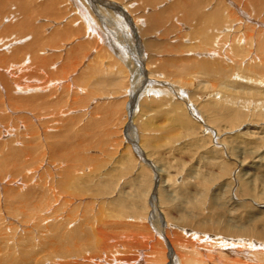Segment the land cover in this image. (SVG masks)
<instances>
[{
    "label": "rangeland",
    "instance_id": "obj_1",
    "mask_svg": "<svg viewBox=\"0 0 264 264\" xmlns=\"http://www.w3.org/2000/svg\"><path fill=\"white\" fill-rule=\"evenodd\" d=\"M27 1L34 10L39 11L41 8H48V10L41 15L37 13L27 17L32 29L36 30L34 33L36 37H33L34 34L30 36L26 28L22 26L27 10ZM100 1L101 11L111 13V10H109L110 8H106L102 5V3L106 4V2L114 3L117 7L121 8V11L117 13L116 16L118 25L111 28L112 33L118 35V30H122L124 33L130 32V30L133 32L132 29L135 32L137 31V35L150 45L151 50L147 52L143 47L142 50H140L141 52L135 53V57L137 56L136 59L140 61V65L144 64L141 66L143 69L146 67L149 71H158L160 74L166 72L163 75V80L166 81V78L168 82L170 80L169 86H167L168 84L162 82V84L158 82L155 83L154 81L153 83L159 84L160 88H166L165 90L161 88L162 91H164L163 93H161V90H153L155 93L146 94L144 91H138L135 96L131 97L127 94H124V96H120L121 94L115 95L113 93L116 92L113 91V88L110 87V85L108 86V77H102V75L96 74L94 69L96 65H100L98 67L102 69L107 62L111 65L113 63V68L116 64V62L113 61L117 60V58L110 55L111 58L108 57L107 59L105 58L107 55L103 54L105 55L104 57L96 53H91V51L87 55L88 60L82 62L80 66H77L78 73L72 76L71 88L66 90L55 87L58 89L56 92V89L53 87V90L49 89L40 92V95L42 93L44 96L49 95L45 99V101L49 103V110L52 107L54 108L55 105L67 102V109L71 111H69L67 115L58 116V124L55 125V127H57L56 130L52 132L47 131V126L52 125V123L46 113L42 114L43 112H40L41 114L34 116L30 110L29 112L27 111L28 109L25 105H20L22 108H20L21 110L19 109L11 113L12 115L9 114V117L6 116V119L0 120V127L3 124H11L9 130L13 131L4 133L6 135H4L2 140L8 145L9 143H12L14 146L16 144L15 151H18L19 147L20 150L24 149L23 145L20 143H22V140L25 138L27 132L26 126H29V129L32 127V130L27 129L32 134L33 132H40L42 130V133H44V135L41 133L43 137L40 136L38 137L39 139H37L46 140L47 143L58 142L63 139L68 146H71L78 139L80 140V138L84 139L81 145L87 143L88 145L95 146L101 143L100 148L95 146L94 148H90V151L87 150L90 152L89 154L86 151V156L92 158V163L89 162L91 166L89 165V168L85 169L83 172L90 171L91 177H97L99 175L98 172L102 168L106 170L110 168L117 170L116 173L119 174L114 176L113 180L115 179L119 181V183L121 181L120 185L126 187L124 194L128 196V193H137V196L134 195L133 201H128L129 204L127 203L129 207H131L130 209L135 211L134 213L137 212V219L130 221L133 226L131 225V227L125 228L126 232L130 233L129 239L131 240L132 238L131 241L135 244L139 243V237H146V235L148 236V234H151L150 236L153 239L151 237L148 238L147 243L148 245H152L153 243H157V241L161 242L162 245L160 244V247L165 250L163 264H180L178 257L175 256L177 255V251L172 249L171 243L169 245L167 244L169 241L168 237L171 240L173 238V232L175 230L178 231L177 227L170 229L171 225H174L172 224L173 221H175L173 219L175 218L176 222H179V214L183 213V216L193 214L194 216L196 211L200 213L201 216H195L191 224L190 232L196 231V233L200 235L201 231H208L207 234L212 232L211 234L215 237L234 242V240H240L237 239L238 229L243 227L245 231L249 229L247 231L248 234L244 235L243 238H252L248 240L247 243H254L256 245L253 249L243 242H236L231 249L232 252L229 249L222 251L220 247H216L214 249V256L216 255L217 264H264V225L261 228L259 224L264 216V83L259 85L252 81L246 82V78H249L248 76L259 77V74L264 72V60L257 55V62L255 60L252 62L254 57L251 58L246 56L248 50L245 51V53H238L235 54L233 58H229V53L227 51L229 49V42L225 40L222 41L219 46L216 45L218 39L225 38L223 37L224 34H227L229 38V32L227 31H223L216 35L214 42L215 48L209 49L218 56H224L227 51L225 54L227 56L223 57L224 59L219 60L217 56V58L215 57L217 60L214 59V61H212L208 55H200L207 53L208 50L204 46V39L199 33L202 24L197 17L190 15L192 12L187 7L185 3L186 0H175L174 4H172V0H162L156 12L149 10L146 11V13L143 12V10H148L146 4L149 3V0ZM190 1L193 2V0ZM202 1L205 5L203 11L210 12L215 10V12H217V10H221L223 6L225 10L228 8L225 0ZM230 1L238 6L240 1L244 3V1L247 0ZM64 2H66V0H0V56L4 55V58H8L11 53L18 51L19 53L17 56L25 63L22 67L26 73L24 77H27V72L31 71V77L33 79L31 83L34 85H37L35 79L38 78L32 73V70L38 71L42 69L47 75H53L57 71V76H59L62 71L68 69L69 64L73 63L74 60L86 50V47H88L89 43L86 38L87 35L85 34L87 29L82 28L78 39L68 37L73 31L74 22H77V20L75 16H70V12L64 14L65 7H61ZM240 3L239 5H241ZM249 3L251 5V0ZM171 6L173 7L171 8ZM140 7L141 10L139 11ZM89 11L91 10L89 9ZM251 11L252 13H250ZM251 11H244L247 13L245 18L246 16L250 17L251 14L253 15V8H251ZM90 13L94 16V19L97 18L92 12ZM154 13L161 16L160 24L162 25H156L154 28L144 31V27L142 26L144 18ZM111 15L112 19H115L113 13ZM262 17H264V11L260 18ZM137 21H139V25L136 23ZM83 29L84 34H82ZM241 31L243 32L242 29ZM241 31L239 34L242 33ZM213 37L211 38L213 39ZM241 38L245 40L244 35L241 36ZM52 43L55 46H51ZM129 44L131 48H134V40H132V43L129 42ZM33 53L39 55V60L30 62ZM196 57L198 60L195 59ZM145 58H147V60ZM201 58H204V60L200 61ZM136 59L131 61V59L129 60L127 58L126 64H128V61L130 64L132 63L131 68L123 65L124 61L119 63L117 61L118 64L115 65V68L118 67L122 69L124 71V76L126 75L127 77L128 74H131L128 69L133 68L134 62L138 63ZM97 61H99V64H97ZM198 61L203 63H199ZM97 66L96 68H98ZM141 67L140 69H142ZM203 67H207L209 70H221L226 80L222 83L216 76L206 75ZM253 72L256 74H251ZM34 76L36 78H33ZM135 77H137V74ZM240 77L242 79H240ZM11 82L12 81L9 79L7 84L1 83L0 81V86L3 88V86L10 85ZM26 82L27 83H24V85L28 86L29 81ZM41 82L43 81L41 80ZM130 87V78L128 75V78L124 82L123 90L128 91ZM21 93L23 92L17 93L20 95H11L10 93L9 96L11 95L10 98L18 102L16 99L18 96H20L18 98L27 96V94H25L26 91H24V95ZM213 93L216 94V99L224 95H228V98H230V94L233 95L235 98L234 100L239 101L237 103L241 104L236 103L240 105L241 111L235 112L237 106L229 105L233 112L229 111V113H223L221 108L225 107L219 105L220 103L213 102ZM76 95L77 99H79L78 102L81 103H77L79 106L76 104L75 106L70 102L73 96L76 98ZM15 100L14 102H16ZM54 102H57V104H54ZM243 102H246L247 105ZM72 106L75 107V110ZM0 109L2 110V108ZM196 111L198 114H196ZM23 116H25L24 118H26L27 121L30 119L33 123L29 121L28 123L30 124L26 125L27 121H22ZM33 118L34 120L36 119V122ZM21 130H23L22 132L24 133H22ZM44 131H46L47 134ZM15 133H17V136ZM37 139L34 141H37ZM84 141L86 142L84 143ZM34 147L35 143H30L28 149ZM32 154L35 155L34 153ZM146 157L147 159L149 158L148 161L143 160ZM93 158L95 159L94 162ZM40 163H38L40 174L36 172L35 176L42 181L43 184L44 180L49 183L52 176L54 177L53 180L59 178L62 167L61 164H59L61 166H59L58 163L52 165L49 163L44 164L45 161ZM96 163L102 164L103 166L96 165ZM74 165L77 167L78 162L74 163ZM95 166L98 169L97 171ZM207 167H210V169ZM9 169L10 168H8V170ZM159 169H163L161 172L163 180L167 179L170 184L173 183L175 186L174 189L182 187L181 189H184L185 192L183 196L180 195L181 193L178 194V190H176L177 192L174 194L170 192L169 199L172 202L168 201L169 203L166 205L165 203L160 204V199L159 201L157 200L160 195V193H157V190L159 189V185L161 186L162 184L158 180V171H156ZM104 171L103 169V173H105ZM109 171L110 170H107L106 172ZM56 172L59 173L57 174ZM25 173L24 171V174ZM33 174V171H31L30 175L25 177L27 178L26 180L29 179V176L35 177ZM46 174H49V176L51 175V177L48 178ZM54 175H56L57 179ZM13 178H16V176H13ZM17 178L20 179L19 175ZM142 179H145V181ZM146 180L147 182L149 181L148 184L151 183L152 191L150 194L152 196L149 195V192H146L145 188L148 187V184L145 183ZM128 181L132 183L129 184ZM230 181H233L232 189H229L232 184L229 183ZM42 183H39V186L43 185ZM0 186L2 190L8 187L10 189L12 188V184H7L5 188L3 187L4 185ZM16 186L17 184L13 187ZM128 188H130L131 192ZM137 189L138 191L136 192L135 190ZM160 191L161 195L166 197V194L162 190ZM189 194H192L191 196L194 197L189 196ZM43 198L42 200H44ZM88 200L89 199L81 200L82 202L87 201L88 203H83L84 205L86 204L84 208L79 205V212L76 211V213L80 214L81 212L82 214L85 212L84 210L87 209L86 213L88 212L89 215L94 216L96 214L95 216L98 215L101 216L102 219L110 220L109 215L112 213H110V208L106 202H104V205H101V210L98 206L99 202L108 201L107 198L106 200L98 198ZM224 201L228 203L227 208L225 206H223V208L220 205L223 204L222 202ZM158 202L160 209L157 205ZM220 207L225 211L221 210ZM160 210L163 214H161ZM146 212L151 214L150 218L153 220V223L151 221L149 222V219H147L149 214H146ZM225 212L229 214L232 212L239 217V219H235L236 221L231 219L230 222H228ZM131 214L132 213H130V215ZM152 215L154 216L153 218ZM157 216L161 218V222L157 221V219H160L157 218ZM11 217L12 216H10V219H14ZM7 220L11 221L9 218H7ZM182 222L183 221L180 219V223ZM1 225L3 226V223ZM142 225H144L145 228ZM178 225L179 223L175 224V226ZM95 227L96 225L94 229ZM101 227L104 230L107 229L103 226ZM97 228H99V226H97ZM166 228L169 234L163 239L161 237L164 236L157 234L156 231H161ZM17 229L15 233L13 230L0 231L3 235L2 239L4 240L2 242L0 238V264H31V261L29 260L30 262H28L26 256V259L22 258V254L20 253L22 248L25 247V249H27V245H25L26 241L27 243L29 241L28 244L32 246V248L30 247L26 251H22L30 253L29 256L32 257H39L40 255L38 254H41V248L39 249V246H36L37 241L35 240V238H39V231H36L35 228H31L32 231L24 235L22 232H18L19 228ZM111 229L112 228H110V230ZM125 229L123 231V229L120 228L119 231H115L116 233L123 231L122 233L126 234ZM155 229L157 230L155 231ZM51 234L52 233H50V235ZM31 236L35 237H32L34 240ZM30 240L32 242H30ZM135 240H137V242ZM191 261V259H186L188 263H191ZM200 262H202V260L193 258L191 264H200Z\"/></svg>",
    "mask_w": 264,
    "mask_h": 264
},
{
    "label": "bare ground",
    "instance_id": "obj_2",
    "mask_svg": "<svg viewBox=\"0 0 264 264\" xmlns=\"http://www.w3.org/2000/svg\"><path fill=\"white\" fill-rule=\"evenodd\" d=\"M174 1L175 0H172V4H174ZM225 1L228 5V8L225 10V7L223 6V8L219 11L217 10V12H215V10H212L210 12L203 11V9H205V5H204L202 0H193V2H191L190 0L185 1L187 7L192 12L191 14L190 13L189 14L197 17L202 24L201 28L199 29V33L202 36V38L204 39V46L208 50H207V53L200 54V55H202V56L208 55V57L211 58L210 60L214 61V59H216L218 55L211 52L209 49L215 48V44H214L215 36L218 35L219 33L223 32V31H227V32H229L228 33L229 38L227 37V34H224L223 37H225V38L218 39L216 42V45L219 46V44L222 41L227 40L229 42V47H228L229 49L227 50L229 53L228 54L229 58H233L235 56V54H238V53H242V52L245 53V51L248 50L246 56H249L251 58L254 57V59H252L253 60L252 62H254V60L257 62V55H259L264 60V43H263V41H264V20H263V18L264 17L260 18V16H262V13L264 11V1L263 0H251V5L249 3L250 0L244 1V3H242V1H240L241 3L240 2L239 3L241 5H239V3H238V6L235 3L231 2L230 0H225ZM148 2L149 3L146 4V8L148 10H143V12H145V13H146V11H149V10L152 12H156L157 9L159 8L158 6L162 3V0H149ZM102 5H104L106 8H110L109 10H111V13L101 11L102 9H101V1L100 0H66V2H64V4L61 6V7H63V6L65 7L64 14H67L70 12V16H72V17L75 16L76 20H77V22H74L75 25H74L73 31H72V33H70L68 35V37L69 38L74 37V39H78V36H79L82 28H85V29H87L85 34L87 35L86 38H87L89 44H88V47H86V50H88V51L84 50L82 52V54L76 60H74L73 63L69 64L68 69H65L64 71H62V73L59 76H57V71L53 75L48 74L49 75L48 76L45 73V71L42 69L38 70V71L32 70V73L38 78V79H35V82L37 83V85H34L31 83L33 81L32 77H31V71H28L27 77H24L26 73L24 72L25 70L22 69V67H23V64H25V63L21 60V58L19 56H17L19 53L18 51H14L13 53H11L10 57H8V58H4V55L0 56V73H1L0 77L2 79V80L0 79V81H1V83L3 82L5 84H7L8 79L10 81H12L10 83V85H8V86H3V88H1V86H0V108H2V110L0 109V120L6 119V116L9 117V114L18 111L21 108L20 105H25V107H27V109H28L27 111L29 112V110H30V112L32 114H34V116L41 114L40 112H43L42 114L46 113V115H48L50 118V122L52 123V125H50V126L47 124L48 125L47 131L52 132L53 130H56V128H57V127H55V125L58 124L57 123V121H58L57 119H59L58 116H64L65 114L67 115L70 110L67 109L68 108L67 102L66 103L63 102V104L60 103L58 105H55L54 108L52 107L49 110V108H48L49 103H48V101H45V99L49 95L44 96L43 93L40 95V92H44V91H47L49 89L53 90V87L54 88L60 87L61 89H66V90L71 88L72 76L75 75L76 73H78V70H77L78 67L77 66H80V64H82V62L88 60L87 55L91 51H92L91 53H96V54L104 56V57H105V55H107L105 57L107 59H108V57L111 58L110 55H113L117 58V60H115L113 62H116V64H118L119 62L124 61L123 65H125L128 68H131L132 63L130 64L128 61V64H126L127 58L129 60L131 59V61L136 59L137 56L135 57V53L141 52L140 50H142L143 47H144L145 51H147V52H149L151 50L150 45L148 43H146L141 37H139V35H137V31L135 32L133 29H132L133 32H131V30H130V32L124 33L122 30H118L119 31L118 35L113 34L111 31V28H114L115 26L118 25L116 16H117V13H119L121 11V8L117 7L114 3H109V2H106V4L102 3ZM172 7L173 6H171V8ZM251 8H253V15L251 14V16L249 15L250 17L246 16V18H245V15L247 14L245 12H248V11L250 12ZM89 9L91 11H89ZM212 9H215V8H212ZM46 10H48V8H41L39 11L34 10L30 6L29 2L27 1V10H26V13L24 16V21H23L22 26L26 28V30L30 36L32 34H34L36 32V30L32 29L29 21L27 20V17H29L33 14H37V13H40L39 15H41ZM140 10H141V7L139 8V11ZM90 12H92L97 18L94 19V16H92ZM112 13H113V16L115 19H112V15H111ZM250 13H252V11ZM160 17L161 16L156 14V13H154L153 15H151L149 17L146 16L142 22V26L144 27V31L146 29H152L156 25L161 26L162 24H160V22H161ZM136 23L138 24L139 21H137ZM241 29L243 30V32L241 31ZM240 31L242 32L241 34H239ZM82 34H84V29L82 31ZM243 35L245 36V40L247 38L246 41L241 38V36H243ZM33 37H36V34H34ZM211 37H213V39ZM132 40H134V46H133L134 48H131L130 47L131 45L129 44V42L132 43ZM51 46H55V45L52 43ZM227 51L225 52V54L227 53ZM142 52H144V51H142ZM103 54H105V55H103ZM225 54H224V56H218L219 57L218 59L219 60L224 59L223 57L227 56ZM104 57H102V58H104ZM140 57H141V55H140ZM145 59L147 60V58H145ZM149 59H151V58H149ZM195 59L198 60L197 57ZM37 60H39V55L33 53L31 55L30 62H34ZM202 60H204V58H201L200 61H202ZM117 61H118V63H117ZM229 61L233 62L231 60H229ZM98 62L99 61H97V64H99ZM136 62H138V63L134 62L133 63L134 66L132 69L127 68L128 71L131 72V74H128L129 78H130V86H131L128 91L123 90L124 82L128 78V75H127V77H126V75L124 76V71L122 69H120L118 67L115 68L116 64L112 68L113 63L111 65L110 63L107 62L108 64L106 63L104 65V67H102V69H99L100 67H98V66H100V65H98V66L96 65L98 68H96V66H95L94 70H95L96 74H100V75H102V77H105V76L108 77V79H107L108 86L110 85V87L113 88V91L116 92V93H113L115 95L121 94L120 96H124V94H127V95H129V97H131V96H135V94L138 91L139 92L144 91L146 94L155 93V91H153V90H156V91L161 90L162 91L163 88L161 87L162 88L161 89L159 84H154L153 83L154 81H155V83L156 82H158V83L162 82V83L168 84L167 86H169V82H171V81L169 80V82H168L167 78L165 79L166 81L163 80V75L166 72H162V74H160V73H158V71H156V72L149 71L145 66H144L145 67L144 69H143V67H141L144 64L140 65L139 64L140 61L137 60ZM101 63H102V61H101ZM199 63H203V62H199ZM54 67H53V69H54ZM140 67L142 69H140ZM16 68H18V69H16ZM28 69H30V68H28ZM80 69H81V67H80ZM203 70H204V73L206 75H214L222 83L224 82V80H226L225 75L223 74V72L221 70H218V69L217 70H209L207 67H203ZM134 71H137L138 73L134 72ZM213 71H215V72H213ZM136 74H137V77H135ZM251 74L255 75L256 73L253 72ZM35 76L33 78H36ZM248 77L249 78H246V82L252 81L253 83L259 84V85L264 83V72L259 74V77H255V76H248ZM25 79H28V80H25ZM240 79H242V78L240 77ZM41 80L45 83L41 82ZM26 81H29L28 86L24 85V83H27ZM76 82H77V80H76ZM171 85H173V84H171ZM165 89H163V90H165ZM57 90L58 89H56V92H57ZM24 91H26L25 94H27V96H24L21 98H18V97H20V96H18L16 98L18 100V102L15 99L14 100L16 102H14V100H12L10 98L11 95L17 94L20 92L24 93ZM56 92H54V93H56ZM73 92H75V91H73ZM163 92L164 91H162L161 93H163ZM10 93H11V95L9 96ZM23 93H21V94H23ZM52 94H53V92H52ZM182 94H183V91H182ZM17 95H20V94H17ZM120 96H119V98H120ZM171 96H172V94H171ZM212 96L214 97L213 102L218 103V104L220 103L219 105L225 107V108H221V110H223V113H226V112L229 113V111H232V109H230V106H237V109L235 110V112L241 111V108H240L241 104L237 103L239 101L234 100L235 98L233 97V95L230 94V98H228V95L221 96L222 99H221V97L216 99L215 98L216 94H214V93ZM78 101H79V99H77V95H76V98H74V96H73V98H71L70 102L74 105L75 104L78 105L77 104V103H79ZM236 103L240 104V105H237ZM243 103L245 105H247L246 102H243ZM243 103H242V105H243ZM54 104H57V102H54ZM79 104H81V103H79ZM245 105H243V106L245 107ZM243 106H242V108H243ZM29 107H31V108H29ZM74 108L75 107H73V109ZM196 114H198L197 111H196ZM24 117L25 116H23L22 121L25 122V121H27V119H26L27 115H26V118H24ZM34 118H33V120H34ZM66 118H67V116H66ZM28 120L30 121V119H28ZM29 121H27L26 125L30 124V123H28ZM17 122H18V119H17ZM30 122H32V121H30ZM50 122H49V124H50ZM3 125L0 127V185H4L3 187L5 188V186L7 184H12V188L10 189L8 187V188H5L2 190L1 186H0V221H1L0 231L4 232L3 230H7V231L13 230L15 233V230H18L17 228H19L18 232H22L24 235L28 234L29 231H32L31 228H35L36 231H39V236H38L39 238H35L34 233H33L34 236H31V238L34 237L35 240L37 241L36 246H39V249L41 248V254H38L40 256L39 257H37V256L32 257V256H29L30 253L24 252L27 249H29L30 247L32 248V246H29V244H28L29 241H28V243L26 241L25 245H27L26 246L27 249H25V247H24V248H22V250H24V251L21 250V252H20L22 254L21 255L22 258L26 259V257H27L28 262L31 261V264H153V263L154 264H163L164 263L163 258L165 255V253H164L165 250H163V248L160 247L161 242L157 241V243H155V244L153 243L152 245H148V243H147L148 242L147 240H148V238L151 237L150 236L151 234L150 235L148 234V236L146 235L147 238L145 236L139 237V243H135V244L132 243V241H131L132 238H131V240L129 239L130 233L126 232L125 228H129V227H131V225L133 226V224H131L130 221L131 220L134 221L137 219V216H136L137 212L134 213L135 211L130 209L131 207H129L128 201L132 202L133 197L137 196V193H135V194L132 193L130 191V188H128L129 191L131 192V194L128 193V196H127V194H124L126 187H124V185H120L121 181L119 183V181H117L115 179H114L115 181L113 180L114 176L119 174V173H116L117 170L110 168V169H107L110 171L106 172L107 170L105 168L101 167L102 169L101 170L99 169V170L102 173L99 171L98 172L99 175L97 177H95V176L91 177L90 171L83 172V171H85V169L89 168V165H90L89 162H91V160H92L91 157L86 156V154L88 152L87 150H89L90 148H94L95 146L97 148H100L101 143L99 145L97 144L95 146L94 145L93 146L88 145L87 143L85 145H81V143L83 142L82 140H84L81 138H80V140L78 139L71 146H68V144L65 143L66 141L63 139H61V141H58V142H52V143L48 142L47 143L46 140L45 141L44 140H38L39 139L38 137H40V136L43 137V135H44V133H42V130L40 132L39 131L33 132V134H32L29 132V130H32L31 129L32 127L29 129V126H26L27 132H26L25 138L22 140L23 142L20 143L23 145L24 149L20 150V147H19L18 151H15L16 144H15V146L12 143H9V145H8V144H6V142L4 140H2L4 135H6L4 133H8L9 131H12V130H9V127H11L10 126L11 124L10 125L3 124ZM23 130H21V132ZM16 132H17V130H16ZM44 132H46V131H44ZM86 132H88V131H86ZM86 132H84V133H86ZM22 133H24V132H22ZM16 134L17 133H15V135ZM46 134H47V132H46ZM89 134H90V131H89ZM10 136H12V135H10ZM36 139H37V141H34ZM92 139H93V137H92ZM67 140H69V139H67ZM85 142L86 141H84V143ZM87 142H89V141H87ZM30 143H35V147L28 149L30 146ZM90 143H91V141H90ZM32 153H34L35 155H33ZM89 153L90 152H88V154ZM94 158H93V162L96 159V158L95 159ZM148 159L146 157L143 160L148 161ZM43 161H45L44 164L49 163L52 165V164L58 163V165L59 164L62 165L60 173L58 172L59 178L57 179L56 175H54L57 180H53L54 177L53 176L51 177V175L49 176V174H46V176L48 178L51 177L49 183L45 182V180H44L43 181L44 184H43L42 181L37 179V177L35 176V173L36 172L39 173L38 163H40V162L43 163ZM76 162H78L77 167L74 165V163H76ZM40 165H41V163H40ZM61 165H59V166H61ZM92 165H94V164H92ZM96 165H102V164L96 163ZM207 166H210V165H207ZM8 168H10L9 169L10 171L8 170ZM207 168L210 169V167H207ZM95 169H96V171L98 170L96 166H95ZM103 169L105 170L104 171L105 173H103ZM40 170L42 171L41 167H40ZM24 171L26 172L25 174H24ZM31 171H33V173H34L33 176H35V177L29 176V179L26 180L27 178H25V177L27 175H30ZM156 171H158V180L160 183H162L161 186L159 185L158 190L156 188L157 193L158 194L160 193V195L157 198L158 201L160 199V204L165 203V205H166L171 201L169 199L170 192H172L174 194L177 192L176 190H178V194L181 193L180 195H182V196L185 194L184 189H181L182 187H180L179 189H174L175 186L173 183L170 184L167 181V179H165V177H164L165 180H163V178L161 177L162 176L161 172L163 171V169H159ZM46 172H47V170H46ZM159 172L161 173V175ZM122 173H124V172H122ZM18 175H19L21 180L17 178ZM95 175H97V174H95ZM13 176H16V178H13ZM38 178H40V177H38ZM8 179H10V180H8ZM136 179H137V177H136ZM168 179H169V177H168ZM142 180L145 181V179H142ZM142 180H140V181H142ZM148 182L146 180L145 183L148 184ZM39 183H42L43 185L39 186ZM123 183H125V182H123ZM130 183H132V182H129V184ZM229 183H232L231 186L229 187V189H232L233 181H230ZM16 184H17V186L13 187ZM141 184H142V182H141ZM145 189H146V192H149V195H151L150 194V192L152 191L151 183L148 184V187H146ZM145 189H144V191H145ZM160 190H162L166 194V197L161 195ZM135 191L137 192L138 189ZM5 194H7V195H5ZM22 194H24V195H22ZM19 195H22V196H19ZM111 195H112V197H111ZM191 195L192 194H189V196H191ZM138 196H139V194H138ZM201 196H202V194H201ZM191 197H194V196H191ZM42 198L44 200H42ZM97 198L101 199V200H106V198H107L108 201L99 202L98 206L100 207L99 209L101 210L102 209L101 205H104V202H106V204L110 208V213H112L109 215L110 220H107L104 218L102 219V217L98 216V215L95 216L96 214L94 216L89 215L88 212L86 213L87 209L84 210L85 212H83L82 214H81V212H80V214L76 213V211L79 212V209H80L79 205H81V207L84 208L86 204L84 205L83 203H88L87 201L82 202L81 201L82 199H89L90 200V199H97ZM222 203L223 204H220V205L222 207L225 206L227 208L228 203L226 201H224ZM157 205L160 209L159 202ZM222 207H220V209L225 211L223 209L224 207L223 208ZM155 209H156V207H155ZM100 210H99V212H100ZM134 210H136V209H134ZM140 211H141V209H140ZM160 212H161V210H160ZM196 212H195L194 216H193V214H188L185 216H183V213L179 214V216H180L178 219L179 222H176V219L174 218L173 220H175V221L172 220L173 221L172 224H174V225H171L170 229L177 227L178 231L175 230L173 232V234H172L173 238L171 237L172 238L171 240L167 236L169 239L167 244L169 245L171 243L172 247H173L172 249L177 251V255H175V256L178 257L180 264H191L193 261V258H197V259L202 260V262H200V264H217L216 263L217 260L215 257L216 255L214 256V254H215L214 249L216 247H220V250H222V251H225L228 249L231 250L232 247L236 244V242H243V243L247 244L248 246L252 247L253 249L256 247V245L254 243H247V241L252 239V238H250V237L249 238H243L244 235L248 234L247 231L249 230V229H247L245 231V229L243 227H240L238 229V236H237L238 238L237 239H240V240H234V242L221 239L220 237H215L211 234L212 232L207 234L208 231H201L200 235H199V233H196V231L190 232L191 224H192L195 216L196 217L201 216L200 213H198V212L196 213ZM130 213H132V214L130 215ZM76 214H79V215H76ZM141 214H143V213H141ZM146 214H149V212L148 213L146 212ZM161 214H163V213L161 212ZM225 214H227L226 218H227L228 222H230L231 219L232 220H235V219L238 220L239 219V217H237L232 212L230 214L225 212ZM9 215L12 216L14 219H17V220L10 219ZM150 216H151V214H149V217L147 216V219H149V222L151 221L153 223V220L150 218ZM153 217L154 216L152 215V218ZM7 218H9V220H11V221H8ZM157 218H160V217L157 216ZM180 219L183 221L182 223H180ZM157 221L161 222V218L157 219ZM259 222H260V219H259ZM2 223H3V226L1 225ZM176 223H179V225L175 226ZM167 224H169V223H167ZM259 224L261 225L260 227L262 228L264 225V216L261 220V223H259ZM23 225H24V227H23ZM95 225H96V227L94 229ZM97 226H99V228H97ZM101 226H103L104 228H107V229L104 230V229H102ZM142 226H144V225H142ZM110 228H112V229L110 230ZM118 228L119 229L122 228L123 231L125 229L126 234L122 233L123 231L116 233L115 230L119 231ZM144 228H145V226H144ZM156 230L157 229H155V231ZM1 232H0V238L2 239L3 235ZM33 232H35V231H33ZM156 232H157V234L164 236V237H161L163 239L166 238L165 236L169 234L168 233L169 231L167 230V228L164 230H161V231H156ZM50 233H52V234L50 235ZM134 236H135V234H134ZM134 236H133V238H134ZM23 238H24V236H23ZM23 238H22V240H23ZM26 238H28V237H26ZM160 239H158V240H160ZM31 240H30V242H32ZM241 240H243V241H241ZM3 241L4 240L2 239V242ZM135 241L137 242V240H135ZM149 241H150V239H149ZM244 241H246V242H244ZM33 242H35V241H33ZM222 251H220V252H222ZM231 252H232V250H231ZM7 257H8V255H7ZM11 257H14V256H11ZM185 257H188V258H185ZM155 259H156V261H155ZM186 259H188V260L191 259L192 260L191 263L186 262ZM217 259H218V257H217ZM219 259H221V258H219ZM14 260H15V258H14Z\"/></svg>",
    "mask_w": 264,
    "mask_h": 264
}]
</instances>
